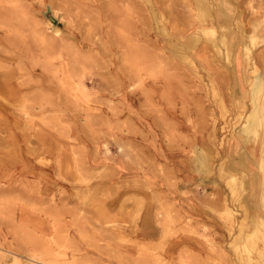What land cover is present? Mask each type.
I'll list each match as a JSON object with an SVG mask.
<instances>
[{
	"label": "rangeland",
	"instance_id": "rangeland-1",
	"mask_svg": "<svg viewBox=\"0 0 264 264\" xmlns=\"http://www.w3.org/2000/svg\"><path fill=\"white\" fill-rule=\"evenodd\" d=\"M263 29L264 0H0V264H264Z\"/></svg>",
	"mask_w": 264,
	"mask_h": 264
},
{
	"label": "bare ground",
	"instance_id": "bare-ground-1",
	"mask_svg": "<svg viewBox=\"0 0 264 264\" xmlns=\"http://www.w3.org/2000/svg\"><path fill=\"white\" fill-rule=\"evenodd\" d=\"M213 31V30H212ZM263 31H264V29H263ZM211 33V32H210ZM215 35V34H214ZM208 36V35H207ZM213 36V35H212ZM217 49V48H216ZM260 87V86H259ZM261 88V87H260ZM256 93H257V91H256ZM259 94H260V91H259ZM256 97H257V95H255ZM255 96H253L254 97V101H258V98H255ZM259 97V96H258ZM257 103V102H256ZM259 104V103H258ZM255 106L257 107V109H259V108H261V107H259L257 104H255ZM255 110L256 111V114L258 115V116H260L257 112H258V110ZM254 113V112H253ZM263 113V112H262ZM256 114H252V116H251V118H250V122H249V127H251L250 129L248 128V129H245L244 130V134H246L247 132H249V133H252L251 132V130L253 131L254 130V128H255V126H256V124L259 122L258 120H259V117L256 115ZM264 119V118H263ZM258 121V122H257ZM263 123V122H262ZM243 139V138H242ZM245 141H247V140H245ZM260 141H261V145H262V157H261V162H260V165H261V170H262V173L264 174V137L262 136L261 138H260ZM259 143V142H258ZM248 144V143H247ZM253 145V144H252ZM255 147V146H254ZM254 149V148H253ZM241 176V175H240ZM264 179V178H263ZM237 192V191H236ZM257 233V232H256ZM258 236V235H257ZM255 237H256V235H255ZM254 238V237H253ZM248 251V250H247ZM57 261V260H56ZM76 264V263H75Z\"/></svg>",
	"mask_w": 264,
	"mask_h": 264
},
{
	"label": "crops",
	"instance_id": "crops-1",
	"mask_svg": "<svg viewBox=\"0 0 264 264\" xmlns=\"http://www.w3.org/2000/svg\"><path fill=\"white\" fill-rule=\"evenodd\" d=\"M137 127V125H135ZM138 128V127H137ZM139 129V128H138ZM72 135L75 137L76 140H78L79 142H81V144L85 145L84 142L82 141V138L80 137L79 135V132L77 130H73L72 129ZM85 147V146H83ZM93 155V154H92ZM90 155V159H89V162L91 163V161H93V159L95 160V158H93V156Z\"/></svg>",
	"mask_w": 264,
	"mask_h": 264
},
{
	"label": "water",
	"instance_id": "water-1",
	"mask_svg": "<svg viewBox=\"0 0 264 264\" xmlns=\"http://www.w3.org/2000/svg\"><path fill=\"white\" fill-rule=\"evenodd\" d=\"M48 20L53 23L56 24L57 20L55 19V17L53 15H47Z\"/></svg>",
	"mask_w": 264,
	"mask_h": 264
}]
</instances>
